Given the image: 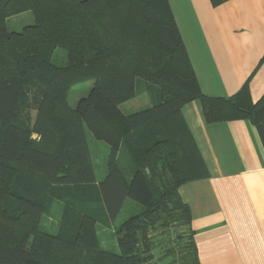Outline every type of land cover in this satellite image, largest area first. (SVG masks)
<instances>
[{"label": "trees", "instance_id": "trees-1", "mask_svg": "<svg viewBox=\"0 0 264 264\" xmlns=\"http://www.w3.org/2000/svg\"><path fill=\"white\" fill-rule=\"evenodd\" d=\"M23 12L33 23L9 32L7 19ZM57 48L65 66L52 60ZM85 82L92 83L87 95L70 107L69 89ZM26 96L37 113L31 130L15 120ZM193 100L206 122L248 120L264 146V94L252 102L247 82L229 97L203 94L168 0H0V264H157L158 233L170 242L168 264H200L179 194L183 183L208 174L182 115ZM126 103L135 109L124 111ZM79 124L110 146L100 181L87 146L67 145ZM60 142L64 151L52 148ZM119 150L131 157L128 176ZM20 171L50 180L47 191L14 192ZM59 183L96 184L107 226L127 200L139 206L114 228L117 252L100 248L90 215L68 217L65 208L56 236L39 229L60 198ZM74 220L79 241L68 244L61 226Z\"/></svg>", "mask_w": 264, "mask_h": 264}, {"label": "crops", "instance_id": "crops-1", "mask_svg": "<svg viewBox=\"0 0 264 264\" xmlns=\"http://www.w3.org/2000/svg\"><path fill=\"white\" fill-rule=\"evenodd\" d=\"M168 2L201 92L229 97L247 82L256 102L264 94V0ZM182 115L208 173L179 187L199 263L264 264V146L256 127L206 122L197 100Z\"/></svg>", "mask_w": 264, "mask_h": 264}, {"label": "rangeland", "instance_id": "rangeland-1", "mask_svg": "<svg viewBox=\"0 0 264 264\" xmlns=\"http://www.w3.org/2000/svg\"><path fill=\"white\" fill-rule=\"evenodd\" d=\"M32 23L33 19L31 13L23 12L21 14L9 17L6 21V28L9 32H18L21 31L25 26L31 25ZM52 60L58 66H65L67 64L65 51L63 49L57 48L53 53ZM91 85V82H85L70 88L66 97L67 104L70 107H74L80 98L87 95ZM28 103V96L23 97L15 115V120L17 121L18 126L25 130H31L37 116L36 109L31 108ZM135 107V104L132 105L130 103H126L124 106H122V109L124 111H132L135 109ZM67 133L70 135V141H67V145H70L71 149L81 151L80 149H86L87 146L89 149V157L95 168L96 179L101 180L107 171V164L111 150L110 146L103 141L92 138L90 133L85 130L84 124L71 127V130H69ZM29 137L34 142H38L40 139V136L36 133H31ZM52 148H62V151H64L65 146L62 144V142H60L54 147L52 146ZM116 158L118 161H120L119 163L121 171L124 175L128 176L131 167V157L129 153L126 150L123 152L119 150ZM17 179L18 187L13 189L16 193L24 192L26 194L30 192V189L33 191L45 189L47 191V187L50 184V180L46 181L42 178H39L38 176L36 177L22 171L19 172ZM95 186L96 184L73 186L59 183L55 191L58 196H60V198L54 200L51 203L48 213L43 215L40 221L39 229L51 236H56L58 233L59 221L62 218L65 208L68 210L65 213L68 214V217H74L76 215H90L96 220V222L93 223V227H90H92L91 230H94L95 232V236L98 240L100 248L103 250L117 252L118 248L116 246L114 228L131 214L138 212L139 206L133 203L131 200H127L115 222L110 226L104 225L102 207L100 206L99 199L97 200ZM54 189L55 188H53V190ZM77 227L78 222L76 220H74L71 224L68 223L66 228L64 225L61 226L62 230L69 234L68 244L75 240L79 241V237L76 232ZM17 235H19V233H17ZM172 235L174 234L172 233ZM167 237V234L161 235L159 233L156 234V237H154L156 244V248H154V254L157 258V264H168L171 262V257L162 258L166 250L170 247L168 245L170 242L168 241ZM83 239H86V236H84Z\"/></svg>", "mask_w": 264, "mask_h": 264}]
</instances>
